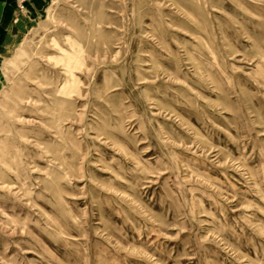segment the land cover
Here are the masks:
<instances>
[{
  "label": "rangeland",
  "instance_id": "obj_1",
  "mask_svg": "<svg viewBox=\"0 0 264 264\" xmlns=\"http://www.w3.org/2000/svg\"><path fill=\"white\" fill-rule=\"evenodd\" d=\"M0 60V264H264V0H16Z\"/></svg>",
  "mask_w": 264,
  "mask_h": 264
},
{
  "label": "crops",
  "instance_id": "obj_2",
  "mask_svg": "<svg viewBox=\"0 0 264 264\" xmlns=\"http://www.w3.org/2000/svg\"><path fill=\"white\" fill-rule=\"evenodd\" d=\"M16 0H0V60L8 51L17 31L15 22Z\"/></svg>",
  "mask_w": 264,
  "mask_h": 264
}]
</instances>
